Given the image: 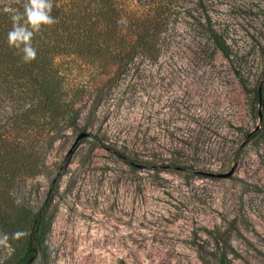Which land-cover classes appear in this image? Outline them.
Returning a JSON list of instances; mask_svg holds the SVG:
<instances>
[{"label":"rangeland","instance_id":"obj_1","mask_svg":"<svg viewBox=\"0 0 264 264\" xmlns=\"http://www.w3.org/2000/svg\"><path fill=\"white\" fill-rule=\"evenodd\" d=\"M209 7L228 55L201 20L182 21L20 180L24 225L43 205L51 216L27 264H205V239L225 240L233 264H264V0ZM26 237L0 231V264Z\"/></svg>","mask_w":264,"mask_h":264},{"label":"trees","instance_id":"obj_2","mask_svg":"<svg viewBox=\"0 0 264 264\" xmlns=\"http://www.w3.org/2000/svg\"><path fill=\"white\" fill-rule=\"evenodd\" d=\"M24 3L0 0V109L6 115L0 125V231L13 246L27 236L15 264H27L44 248L51 221L43 205L24 225L21 212L30 208L14 197L18 183L42 171L48 150L81 126L86 108L90 115L98 110L107 84L145 58L157 60L179 23L192 17L229 54L212 24L209 0H52L58 23L35 35L37 59L24 63L7 42L11 16L22 13ZM197 252L205 264H233L223 239H205Z\"/></svg>","mask_w":264,"mask_h":264},{"label":"clouds","instance_id":"obj_3","mask_svg":"<svg viewBox=\"0 0 264 264\" xmlns=\"http://www.w3.org/2000/svg\"><path fill=\"white\" fill-rule=\"evenodd\" d=\"M52 11V0H26L23 12H16L11 16L12 28L7 34V42L17 50V54H22L24 63L37 59V50L33 46L35 35L58 23L52 16Z\"/></svg>","mask_w":264,"mask_h":264},{"label":"water","instance_id":"obj_4","mask_svg":"<svg viewBox=\"0 0 264 264\" xmlns=\"http://www.w3.org/2000/svg\"><path fill=\"white\" fill-rule=\"evenodd\" d=\"M82 135H84V134H82ZM82 135H81V136H82Z\"/></svg>","mask_w":264,"mask_h":264}]
</instances>
